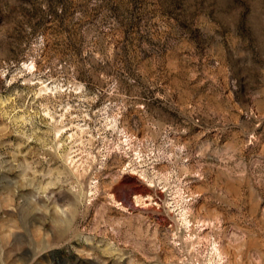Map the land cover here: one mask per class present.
<instances>
[{"label": "rangeland", "instance_id": "1", "mask_svg": "<svg viewBox=\"0 0 264 264\" xmlns=\"http://www.w3.org/2000/svg\"><path fill=\"white\" fill-rule=\"evenodd\" d=\"M0 264H264V0H0Z\"/></svg>", "mask_w": 264, "mask_h": 264}]
</instances>
